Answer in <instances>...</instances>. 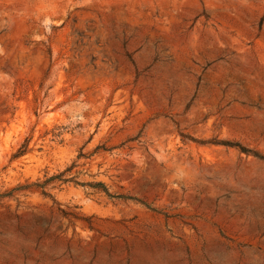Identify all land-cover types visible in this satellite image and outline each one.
<instances>
[{
    "label": "rangeland",
    "instance_id": "obj_1",
    "mask_svg": "<svg viewBox=\"0 0 264 264\" xmlns=\"http://www.w3.org/2000/svg\"><path fill=\"white\" fill-rule=\"evenodd\" d=\"M0 194V264H264V0H0Z\"/></svg>",
    "mask_w": 264,
    "mask_h": 264
},
{
    "label": "trees",
    "instance_id": "obj_2",
    "mask_svg": "<svg viewBox=\"0 0 264 264\" xmlns=\"http://www.w3.org/2000/svg\"><path fill=\"white\" fill-rule=\"evenodd\" d=\"M24 153V149L23 147H21L16 154L13 155V158H17L21 155H23ZM62 176V174L58 175V176H53L50 177L46 182L43 183H33L30 185H26L25 187H18L13 189L10 193H7L5 195H12L14 191H19V190H25V189H29V188H36V189H41V192L43 195H47L46 192L44 191L45 186L47 185L48 182L53 181L55 179H59V177ZM67 180H63V182H66ZM87 186H89L90 188H92L95 192H104L106 195H109L106 188L104 187V185L102 183H89L87 184ZM1 197V194H0Z\"/></svg>",
    "mask_w": 264,
    "mask_h": 264
}]
</instances>
